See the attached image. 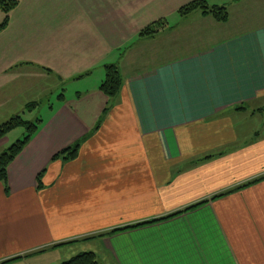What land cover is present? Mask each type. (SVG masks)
Returning <instances> with one entry per match:
<instances>
[{
	"label": "crops",
	"instance_id": "crops-1",
	"mask_svg": "<svg viewBox=\"0 0 264 264\" xmlns=\"http://www.w3.org/2000/svg\"><path fill=\"white\" fill-rule=\"evenodd\" d=\"M18 1L0 109L50 79L61 97L0 182V264L74 241L71 258L100 264H264V0H204L226 23L181 18L195 0ZM79 141L74 160L55 158Z\"/></svg>",
	"mask_w": 264,
	"mask_h": 264
},
{
	"label": "trees",
	"instance_id": "trees-1",
	"mask_svg": "<svg viewBox=\"0 0 264 264\" xmlns=\"http://www.w3.org/2000/svg\"><path fill=\"white\" fill-rule=\"evenodd\" d=\"M18 4H19L18 0H0V9L5 14L4 20L0 24V33L3 32L8 27L10 23V19H11V13L18 6ZM196 12H199L203 16L212 17L215 21L219 23L228 22L229 17H230L227 7L211 6L204 0H195L183 6L182 8L179 9L178 15L181 18H185ZM166 27H168V23L166 20L162 19L146 27L144 30H142L140 35L144 37L145 36L154 37L156 34L163 31ZM122 86H123V79H122V75H121L119 67L114 64L106 65L105 66V80L101 84L100 91L106 97H108L112 103L119 97L120 92L122 90ZM37 106H38L37 103H31L27 105V108L28 110L32 111L33 109H36ZM110 110H111V107L110 105H108L103 112V115L101 117L102 120L110 112ZM40 122L41 121H38V123L35 124L33 122L26 121L21 116H17V117L11 118L9 121L3 124H0V141L5 139V137L15 129H18L20 127H24L26 129L25 138L22 141H18L12 146H10L8 150H6L0 155V182L5 185L6 189H8L7 188L8 168L16 160V158L20 156V154L27 147V145L29 144L33 136L38 132V124H40ZM80 144H81V141H79L72 147L65 149L60 154H58L55 158H62L63 161L74 160L77 157ZM210 158H213V156L206 157L205 160H208ZM41 178H42V174L39 175L38 177L39 184H41ZM196 207H193L191 209H194ZM179 214H182V213H179ZM176 216L177 215H174L172 217H176ZM172 217H169V218H172ZM155 222H158V221H155ZM117 232L119 231H113L112 233H117ZM102 236L104 235H101V237ZM74 243L75 241L72 243H66V244L71 245ZM39 253H41V251ZM3 264H6V262ZM60 264H100V262L98 261V258L95 253L82 252L72 257L70 260L62 262Z\"/></svg>",
	"mask_w": 264,
	"mask_h": 264
},
{
	"label": "rangeland",
	"instance_id": "rangeland-1",
	"mask_svg": "<svg viewBox=\"0 0 264 264\" xmlns=\"http://www.w3.org/2000/svg\"><path fill=\"white\" fill-rule=\"evenodd\" d=\"M4 16H5L4 12L0 9V24L3 22ZM41 83L43 84L42 87L30 88L29 86V88L27 89H22L23 93L15 97L16 100L14 101L12 106L0 109V124H3L9 121L11 118L17 116H21L26 121L33 122L35 124L38 123V121H41L40 119H46L49 114L50 104H54L57 102V98L60 93L56 94V91H54L51 94V92L48 91L50 89L49 87L53 83V79H50V81H41ZM46 87L49 89L44 91V88ZM31 103L38 104L37 108L33 109L32 111L28 110L27 108V105ZM39 126L40 124H38V129ZM25 135H26V129L24 127H20L9 133L5 137V139L2 140V144H0V155L6 150H8V148L13 144H15L16 142L22 141L25 138ZM67 247H71V246L68 245L66 246V248L59 247L61 249L58 250L59 252L50 251L49 254H47V256L45 255L44 257L40 256L43 255V253L32 255L30 256V258L34 259L35 257H37L36 259L38 260L30 264H56V262H58L56 261L57 258L58 257L60 258L61 256L63 258L62 260H70L69 258H71V256L73 255L71 254L69 255V253L75 248H67Z\"/></svg>",
	"mask_w": 264,
	"mask_h": 264
}]
</instances>
